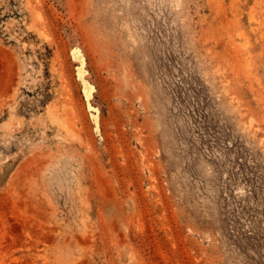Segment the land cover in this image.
Segmentation results:
<instances>
[{
	"label": "rangeland",
	"instance_id": "1",
	"mask_svg": "<svg viewBox=\"0 0 264 264\" xmlns=\"http://www.w3.org/2000/svg\"><path fill=\"white\" fill-rule=\"evenodd\" d=\"M0 264H264V0H0Z\"/></svg>",
	"mask_w": 264,
	"mask_h": 264
}]
</instances>
